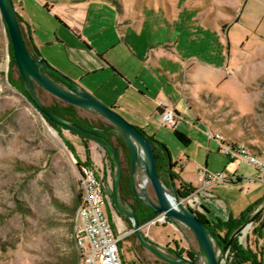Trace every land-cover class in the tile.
I'll list each match as a JSON object with an SVG mask.
<instances>
[{
  "label": "rangeland",
  "instance_id": "obj_1",
  "mask_svg": "<svg viewBox=\"0 0 264 264\" xmlns=\"http://www.w3.org/2000/svg\"><path fill=\"white\" fill-rule=\"evenodd\" d=\"M245 1L13 0L27 39L33 34L46 64L80 81L86 90H100L95 95L106 105L102 94L126 108L139 100V91L148 89L154 96L163 91L180 113L183 122L178 127L190 143L183 145L158 115L145 116L144 132L167 148L176 175L187 184L196 182L197 164L200 169L209 164L210 174L239 177L240 183H222L228 184L225 191L214 193L230 201L236 215L262 199L264 187L254 188L261 184L254 166L228 160L219 144L209 141L206 120L214 125L213 132L227 140L238 138L264 160V0ZM220 18L229 23V32L212 27ZM12 52L0 12V264H71L74 258L77 264L73 232L80 195L78 163L109 171L110 155L89 140L92 148L87 151L80 137L50 125L15 85L21 76ZM186 64L196 81L191 98L206 97L196 106L198 120L178 86L168 79L163 84L160 69L175 77ZM87 68L95 74L87 75ZM112 68L118 77L113 80ZM39 99L46 107L62 102L43 89ZM77 115L105 122L80 108ZM187 158L192 165L185 170ZM110 177L109 171V185ZM144 178L142 174L141 184ZM145 188L152 190L150 183ZM107 210L120 238L123 264H167L140 244L130 221L112 207ZM259 223L247 228L242 242L257 251L264 264V223ZM147 232V239L163 244L157 246L166 253L169 248L196 260L199 247L184 224L169 221Z\"/></svg>",
  "mask_w": 264,
  "mask_h": 264
},
{
  "label": "water",
  "instance_id": "obj_2",
  "mask_svg": "<svg viewBox=\"0 0 264 264\" xmlns=\"http://www.w3.org/2000/svg\"><path fill=\"white\" fill-rule=\"evenodd\" d=\"M0 12L9 33L13 56L23 82V89L30 95L33 106L47 117L50 122L76 135L96 142L110 153L113 169L115 170L113 180L114 207L118 214L130 220L133 225L132 232L140 244L167 264H225L228 260L232 242L243 235L247 228L255 222L257 216L242 224L232 234L228 242L223 245L210 227L203 223L196 212L185 203L186 199L178 196L173 177L171 176L170 165L168 166V183L164 182L158 174L154 150V147H159L158 142L154 139L151 140L145 132L128 123L112 107L106 105L78 82L49 67L41 57L36 58L30 52L25 41L20 17L13 0H0ZM48 73L56 74L64 83H59L51 78ZM36 87H40L68 105L99 115L114 127L113 132L122 138L129 151L132 173L131 190L134 198L153 214L164 215L169 221H177L187 226L194 234L199 247L196 260L181 254L172 256L147 239L136 214L119 199L118 189L122 171L119 155L115 147L102 135L92 130L84 129L74 124L71 120L50 111L39 99ZM138 172H142L151 184L155 194L154 201L149 197L145 187L136 184L135 179Z\"/></svg>",
  "mask_w": 264,
  "mask_h": 264
},
{
  "label": "built area",
  "instance_id": "obj_3",
  "mask_svg": "<svg viewBox=\"0 0 264 264\" xmlns=\"http://www.w3.org/2000/svg\"><path fill=\"white\" fill-rule=\"evenodd\" d=\"M161 121L163 125L172 129H177L178 125L183 122L180 115L169 109H165L161 113ZM207 136L209 140H214L219 144V150L230 160H239L242 164L256 167L260 173L259 180L264 183V160H261L247 145L230 142L220 133H215L211 129L208 130ZM228 180H233V178L226 177L224 174H210L202 168L198 177V182L201 184L199 190L204 191L214 184L224 183ZM144 181L149 183L146 177ZM197 192L195 190L189 197ZM187 200H185L186 204ZM167 222L169 220L164 215H156L141 225L142 231L146 227L164 225ZM246 235L247 230L238 239L241 244H243L242 240L246 238ZM73 241L77 251V264H123L120 238L117 236L107 212L98 170L86 164L80 165V199L76 212Z\"/></svg>",
  "mask_w": 264,
  "mask_h": 264
},
{
  "label": "crops",
  "instance_id": "obj_4",
  "mask_svg": "<svg viewBox=\"0 0 264 264\" xmlns=\"http://www.w3.org/2000/svg\"><path fill=\"white\" fill-rule=\"evenodd\" d=\"M44 2H46V1H41L40 5H43V7L45 9H48V8L50 9L49 3L46 2L47 7H45ZM247 2H248V0L245 1V3H247ZM40 5H39V7H40ZM23 12H24V9H23ZM214 22H215V24H214ZM214 22L212 23V27L216 26V28L214 27L215 31L218 29H221L222 33H224V32L227 33L230 31L231 27H230L229 23L227 22V20H223V18H220L219 21L216 20ZM30 35L31 36H29V38H30V40L32 39L31 41L34 44V46L36 47L35 43L33 42V34H30ZM198 63L202 64L199 61H198ZM207 66H209V64ZM185 67H186L185 71L182 72V74L180 76L177 75L175 77L172 74H167L164 71H162V69H160V68L159 69L161 70V72H163L165 74L163 84L166 82V79H168L171 81L170 84L175 83L178 86V89L181 91L182 96L186 100L190 110H192V108H193L195 118L198 120L199 119V116H198L199 113H198L196 106L201 100H203V98L205 100L206 97L201 96V97L196 98V99L191 98V95H192L191 91L194 88L196 81L194 80V78L189 73L190 67H188L187 64ZM86 70H87L86 71L87 75H94L95 74V73H93V70H94L93 68H91V69L87 68ZM95 70H97V68H95ZM111 70L113 73L111 74L112 77L110 79L113 80V79L118 78L117 76L114 75L115 70L113 68ZM217 70L221 71V68H218ZM223 80H227V77H224ZM78 83L80 84V81ZM170 84L169 85H163V88L166 89V87L170 86ZM143 88L144 87H142L141 90H143ZM90 91H92L94 95L98 94L100 92V90H98L95 87H91ZM138 95H139V100L134 102L132 106L126 107V108L121 107L115 101L109 99V97H107L106 94H102L99 97L102 100H104L109 105V107H112L116 112L121 114L126 120H128L130 123L137 126V128L143 132L146 131L145 127H144V123H143L146 119L145 116L150 115V118H153V115H158L159 118L161 119V113L165 109L174 110L178 115H180V113L175 109V107L174 106L172 107L171 99L168 100L167 95L163 91L158 92L157 95L154 96L151 93H149L148 89H145V90H143V92L139 91ZM238 113H240V112L238 111ZM206 121H207L208 125L210 126V128L212 129V127H214V125H212V123L208 119ZM160 123L162 124L161 120H160ZM177 129L180 132H182L181 131L182 129H180V127H178ZM183 130H185V129H183ZM237 139L238 138H230V139H228V141L239 142V141H236ZM209 141H212V140H209ZM227 159L230 160L229 158H227ZM187 161H188V163H187V165H185V170L190 165H192V161H189L188 158H187ZM230 161H232V160H230ZM196 167H197V180L195 183L188 182V184H191L198 192L195 195L189 197L188 200L186 201L187 204H189L191 206V208L194 212L202 214L203 216H205V218H207L211 222H216L217 220L225 222V221H228L232 218H233V220H238L241 217H244V218L247 217L249 220V218L251 219L254 216H257V219L255 222H257V223L261 222V220L264 216V208H262L264 206V195H263V198L260 199L259 201H252V203H249L247 210H245L243 212V214L236 215L234 208L232 207V205H230V203H231L230 201H227V200H225V198L220 197L218 195H215L216 192H218L219 194H222V192L225 191V187L228 184L218 183V184H214V185L210 186L209 188H207L204 191L199 190V189H201V184L198 182L200 167H198V164ZM209 167H210L209 164H205L203 168L206 169V171H207V170H209L208 169ZM227 168H229V167L227 166ZM255 169H256L257 173H259V171L257 170L256 167H255ZM176 170L177 169L175 167L174 169H172V172H173V175L177 177V179L174 180V183H175L176 188H178L180 186L181 182H184V183H187V182L184 181L180 175H178V174L176 175ZM183 172H184L183 170L180 171V173H183ZM232 178H233V180H228L224 183H231L233 186H235V183H233V182L240 183L239 177H235V178L232 177ZM259 178H260V173L257 175L256 179L258 180L259 183L264 185V183L261 182L259 180ZM261 184H255L254 188L259 186L260 187V188H258L259 190L263 189L264 186H261ZM253 202H256V203H253ZM256 205H257V207H256ZM259 208L263 209L260 213H259V210H261V209H259ZM250 209H251V213L250 212L248 213V210H250ZM148 228L149 227H146L144 229V233L146 232L147 235H148V232H147ZM157 245L163 247V244L157 243Z\"/></svg>",
  "mask_w": 264,
  "mask_h": 264
},
{
  "label": "trees",
  "instance_id": "obj_5",
  "mask_svg": "<svg viewBox=\"0 0 264 264\" xmlns=\"http://www.w3.org/2000/svg\"><path fill=\"white\" fill-rule=\"evenodd\" d=\"M47 6V4H46ZM21 20V19H20ZM22 22V20H21ZM23 30V27H22ZM24 33V37H25V41L27 43V46L30 50V52L36 57V58H40V55L37 51V48L34 46V44L32 43V41L27 37L26 34L23 30ZM13 49V48H12ZM12 58H13V64L16 65L15 63V59L13 56V52H12ZM20 82H14L15 85H17L19 88H21V90L30 98V95L24 91L23 89V82L21 77L19 78ZM38 97H39V91H37ZM50 111L54 112L55 114H58L64 118H67L69 120H72V122L74 124L77 125V123H80L81 119L79 118V116L77 115V108H75L72 105H66L64 102L58 103L53 105L52 107H47ZM177 114V113H176ZM50 125H52L55 128H62L59 125H56L52 122H50V120L48 118H46ZM174 130V135L175 137L183 144V145H188L190 143V139L189 137L180 132L178 129H173ZM143 132V131H142ZM151 140H153L152 137H150ZM110 143L115 147L118 155H119V159L122 160L123 157V153L126 155V153H128L127 147L125 145L124 142H122L120 139L116 142H111ZM158 148L154 147L155 150V155H156V159H157V165H158V173L161 176V170H163L164 167H167V165H170L171 170L174 169L176 167V164L171 163L170 161V155L169 152L167 150V148L158 143ZM126 151V152H125ZM78 165L80 166V164L78 163ZM171 176L173 177V180H176L177 177L174 176L173 174H171ZM129 181V178H127ZM196 189L191 185V184H187L184 182H181L180 186L177 188V192L181 195V198L190 196ZM79 199H80V195H79ZM257 207V205H256ZM251 213V209L248 210V213ZM198 218L203 222L206 223L212 232H214V234L216 236H218L219 240L221 241V243L223 245H225L228 240L230 239V237L232 236V234L244 223H247L248 218H244L241 217L238 220H233L230 219L228 221H220L217 220L216 222H211L209 221L207 218H205V216H203L202 214L197 213ZM155 214H152L150 217L145 218L142 221H139L140 224H144L146 223L148 220H150L151 218L155 217ZM264 222H260L259 223V227L263 226ZM254 233H256V230L254 229ZM135 236V235H134ZM175 254H181L180 252H175ZM191 259L194 260V258L192 256H188ZM228 262L229 264H262L260 256L258 255V252H254L252 250H250L248 245H243L239 242L238 239H235L232 242L231 245V249H230V253L228 256ZM71 264H76V258H74L71 261Z\"/></svg>",
  "mask_w": 264,
  "mask_h": 264
},
{
  "label": "flooded vegetation",
  "instance_id": "obj_6",
  "mask_svg": "<svg viewBox=\"0 0 264 264\" xmlns=\"http://www.w3.org/2000/svg\"><path fill=\"white\" fill-rule=\"evenodd\" d=\"M48 75L51 78H53L56 81H58L59 83H64V81L60 77H58L56 74L48 73ZM41 90L42 89L40 87H36V91H41ZM66 105H68V104H66ZM50 107H52V106H50ZM92 114H94V113H92ZM94 115H97V114H94ZM97 116H99V115H97ZM79 118L81 119V121H80V123H77L78 126L84 128V129H87V130H92L95 133H98V134L102 135L109 142L110 141L111 142H116L119 139L122 142H124L119 135H117L116 133L113 132L114 127L108 121H106L105 119L102 118L103 121H105V122L99 123V122H93V121H91V120H89L87 118H83V117H80V116H79ZM77 136L80 137L83 142H86L84 144V146H85L86 149H88L87 151L91 150L92 147L87 143L86 140H89V141H92V140L87 139V138H83V137H81L79 135H77ZM104 152L107 155H110V153L108 151L104 150ZM108 161H109V164H110L109 171L111 173V177H110L111 181H112L111 185H109L108 181H107V177H108V172L109 171H106V170L104 171V170H101V169L100 170L97 169V170H98V176L100 177L101 183H102V186H103L106 205L109 206V208L112 207L113 210L116 211V209L114 207V198H113V195H114L113 180H114L115 170L113 169V164H112V161H111V155H110V157H108ZM120 165H121L122 177H121V180H120V183H119V189H118L119 199L127 208L131 209L136 214V216H137L139 221H142L145 218L150 217L153 213L148 208H146L141 203H139L133 196V193H132V190H131L132 173H131V160H130L129 151H128V153H126V155L123 153L122 160H120ZM168 166L169 165H167V167H164L163 170H161V176H160L164 182H166L165 180L167 179L166 183H168V178H169V176H168L169 167ZM157 169H158V165H157ZM142 174H143L142 172H138L137 173L136 179H135L136 180V184H141L142 180L139 181V178H140V176ZM171 174H173L172 170H171ZM143 176H144V174H143ZM127 178H129V181H127L128 180ZM147 192H148V195L151 198V200L154 201L155 194H154L153 189L151 191H149L147 189ZM176 192H177V188H176ZM177 194H178V196L181 197V195L178 192H177ZM188 198H189V196L184 197V199H188ZM107 212H108V210H107ZM125 218L128 221H130L127 217H125ZM243 245H245V244H243ZM166 251L168 252V254H170L172 256L176 255L175 254L176 250L170 249V251H169V248H168Z\"/></svg>",
  "mask_w": 264,
  "mask_h": 264
},
{
  "label": "bare ground",
  "instance_id": "obj_7",
  "mask_svg": "<svg viewBox=\"0 0 264 264\" xmlns=\"http://www.w3.org/2000/svg\"><path fill=\"white\" fill-rule=\"evenodd\" d=\"M176 113V112H175ZM147 185V183L144 181L142 184H141V187H145Z\"/></svg>",
  "mask_w": 264,
  "mask_h": 264
}]
</instances>
